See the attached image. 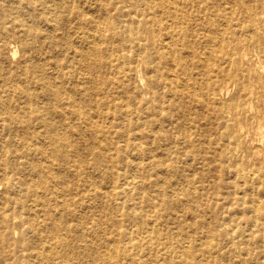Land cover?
<instances>
[{
    "label": "rangeland",
    "instance_id": "1",
    "mask_svg": "<svg viewBox=\"0 0 264 264\" xmlns=\"http://www.w3.org/2000/svg\"><path fill=\"white\" fill-rule=\"evenodd\" d=\"M40 1L45 3L54 2V0H31L29 2L31 6H35ZM64 1L65 7L60 8L61 10L56 11L55 6H53L55 13L60 15L61 19V22L54 26L52 22L44 20L48 11L46 13L42 9L33 11V16L26 9L23 15L20 16V18H25L28 23L36 24L34 30L40 31L46 36L41 42L38 41L33 48L34 50L31 51L32 54L37 56L36 61H33L38 67L37 70L41 72V67L47 79L53 78L54 65L59 64V68H63L71 65V59L76 60L80 57L74 58L72 54L68 53L70 46L73 45L78 51L88 48L91 50L92 47H96L98 48V58H96L97 62L101 63V71H92V74L90 72L87 74L84 69L79 68L77 72L82 81H85L83 86L86 90L74 96L78 100H82L85 94L88 95L87 97L102 98L107 102L122 103L129 110L128 113H121L113 107L103 105L94 106L92 110L85 104L82 106V109L88 110L90 116L92 114V120L100 123L103 128L97 131L95 136L87 134L83 137L82 135L77 136L76 133L68 134L72 141H76L80 151L79 154H75L78 157H74L73 163L81 165L85 171L71 172L72 176L66 183V186H69L71 190L69 193L65 192L67 194L65 198L68 207L74 211V214L67 218L65 226H71L74 230L79 231V234H83L84 240L78 241V243L83 244H90L100 239V242H103L107 238H115L119 234L117 237L124 241L123 245H120L121 249L111 245L110 250L119 249L122 252L125 250L131 257H134V253L138 251L129 252L130 249L127 250L128 238L143 240L144 235L150 230L153 233L157 231L160 234L159 236L162 237L158 247L164 246L162 243L166 238L179 235L178 239L203 250L208 247L211 248L210 242L214 239L218 246H215L212 241V248L218 251V254L226 253V256L220 260L222 264L231 262L240 264L244 258H250L253 249L261 248L264 245V239L261 238L260 240L263 241L257 240V242H254V237L257 238L258 234L264 236V230L257 233L251 227L254 218H257L256 221L259 223L264 222V185L261 184L264 176L262 173L248 171L251 168L259 167H250L247 163L243 164V167L240 165L235 167V162L243 154H254L259 149L262 150L261 139L264 140V138H262L260 132L258 134V131L254 129L256 124L247 125L243 123L246 125L245 130L250 135L245 137L246 134H239L240 121L237 119L235 122L236 117L229 111H232L235 103L240 100L246 102L249 110L244 119L245 122L251 118L255 111H251L250 103L256 97L254 94H250V91L254 88V92L264 93V59L259 57L257 59L254 54L252 60L246 63V70L250 72L249 77L246 71L243 75L241 72H238V74L236 71H230L226 64L220 60L225 53H228L227 43L223 42L220 37L224 32L225 34L228 33V31L222 30L227 27L225 22L222 18L213 16L217 20V25L211 24L209 26L207 24V33H203V30L201 33L199 28L206 25V19L202 18L193 24L190 23L191 19L187 17V10L194 11L195 9V3L190 4L191 0ZM163 5L165 10L168 11L167 15H163V22L172 24V20L168 15H173L176 11L187 15L183 31L179 32L178 28L173 40L170 39L166 30L156 26L157 23L155 24L158 30H156V35L153 37V42L157 48L163 40L173 43L170 55H162L160 51V53L152 52L147 41L146 44L140 41L137 44L129 37L132 34L131 26H135L142 18L149 15L150 19L154 15L160 18L161 14L159 13ZM154 12L157 13L152 14ZM90 16L96 21V24L108 26V29L111 27L109 25H112L123 35L112 36L109 33L110 31L107 30L103 39H96L89 45L82 43L79 39L83 32L95 34V28L84 24L82 21L83 17ZM131 22H134V24H131ZM198 22L201 25L198 26ZM61 23L63 25L66 23V25L62 26ZM186 30L189 32L187 33ZM140 36L142 37V35ZM145 39H147V35ZM109 46H112L114 50L109 49ZM4 47L6 48V55L13 59H11L13 64L23 61V51L18 43H11ZM15 50L17 52L13 58L12 51ZM210 52H213V55H210ZM123 55H127L128 58L125 59ZM118 57H120V60H117ZM175 57H178L182 62V70L177 69L173 61ZM129 58L130 60H128ZM148 63L152 66L151 68L147 66ZM7 64L8 62L4 63L5 66ZM114 64L116 67L113 66ZM130 66L135 67L136 70L129 71ZM12 67L14 75L9 76L7 74L5 76V79L8 80V86L14 85L15 80L23 76L26 80L33 81L30 84V90L41 95L38 84L35 83V77L31 72L22 74L20 68ZM172 73L179 74L180 79H186V87L179 86V88L171 90L168 86H165L162 77L164 78ZM239 77L243 78V85L246 86V90H243L244 87L239 88ZM258 77H262L263 84L256 81ZM89 78L95 84H90ZM153 81L161 85L156 89H152L150 83ZM65 92L69 93V91ZM5 94L1 93L0 95L5 96ZM7 94L9 95L8 99L11 101L9 108L12 113H22L20 107L30 104V102H24L23 96L13 90L7 92ZM263 100L264 97L260 98V103ZM34 102L42 108L44 105L54 104L51 97L42 99L39 96L36 101H32L33 104ZM151 106L154 107L153 115H155V118L148 117L150 115L147 113H142L143 111L147 112ZM2 110L3 107H0V111ZM107 111L111 113L109 118L105 116ZM101 112H103V116ZM34 118L32 114L27 112V120L31 121L32 130H38L39 134L41 131L42 136H49L50 132L45 128L37 127ZM52 119L58 120L56 116H52ZM19 120L21 121V119ZM19 120L5 121L0 118V125L2 123L6 124V131L12 139V142L6 144L4 148L9 151L7 154L10 155L14 153L13 150H18V144L25 138ZM72 121L77 126L81 125L79 121L73 119ZM148 123L151 125L152 133L160 132L161 146L166 143V140H162L164 133L166 135L167 132L168 134L170 132L173 139L178 140V145L174 150L175 153L162 154V149H157L156 144L151 142V139H147L142 135L141 126H148ZM69 125H72V123ZM178 127L181 129H177ZM262 132L264 133L263 130ZM4 136L5 134L2 137L0 135L1 146L4 145ZM98 137L100 138L98 139ZM229 140L233 143L230 144L229 148L237 149L232 150L234 153L232 158L221 154V148L226 147ZM28 142L35 147L44 143L40 141L37 144L33 139L28 140ZM240 142H242V146H240ZM135 144L143 146V151L138 155L136 154ZM244 150H247V152H243ZM144 153L145 155H143ZM97 155L102 164L111 166L112 171L119 173L117 182L94 166ZM255 157L253 158L256 165H258L261 158L257 155ZM46 158L53 161L54 166L51 172L54 175L62 174L64 168H61L62 166L59 164L61 160L50 153L47 154ZM176 158H181V164L188 162L184 170L177 169L178 171H173L158 164L159 162L168 164ZM25 161L29 163V172L27 175L25 174L26 178L29 175L34 176L35 170L31 162L37 163V161L31 159H25ZM132 161L153 162L154 164L152 166L148 164L147 169L137 170L128 167V163ZM27 163L24 162L21 166L27 165ZM254 175L256 176L254 183L243 184L242 177ZM82 181H87L95 188L90 202L82 201L83 191L79 187ZM1 182L2 178L0 177V194L4 191ZM56 183L50 181L47 189L40 188L43 198L40 203L43 204L45 210L49 211L56 207V201L48 193V191L55 188L61 189L60 185H55ZM62 188H64V185ZM114 189L123 192L122 199L115 202H106L105 204L106 198L104 196H108ZM162 192L178 197L180 203L178 202L176 206L173 205L172 210H165L169 208L168 204L171 202V197L166 194L160 195ZM1 202L0 198V208L2 207ZM30 203L37 204L35 199L34 202L31 201ZM30 203L29 205H31ZM129 213H135L138 217L137 220L130 219L127 216ZM56 217L59 218L57 214L50 215L49 212H45L40 216L31 215L33 221L42 219L47 221L48 219L49 224L54 222ZM141 221H145L146 224L143 223L142 225ZM154 221L155 224H153ZM222 223L227 225L226 229H222V225H224ZM93 226L100 230L94 232ZM180 230L185 235L179 234ZM83 231L85 233H82ZM213 235L214 237H212ZM18 236L14 235V238ZM101 250H104V248ZM140 250L144 252L146 258H150L148 260L149 264H167L168 262L155 260L154 258V260H151L152 250L146 247H142ZM198 254H200L199 251ZM76 255L77 257H75L74 252L68 253V256L75 257L77 262L92 264L88 254L87 256ZM118 260L120 264H129L125 258ZM175 263L180 264L179 259L176 258Z\"/></svg>",
    "mask_w": 264,
    "mask_h": 264
},
{
    "label": "bare ground",
    "instance_id": "2",
    "mask_svg": "<svg viewBox=\"0 0 264 264\" xmlns=\"http://www.w3.org/2000/svg\"><path fill=\"white\" fill-rule=\"evenodd\" d=\"M29 1L31 0H0V94L6 93L5 96L0 95V107H3V110L0 111V118L1 120L5 121L12 119H21L22 122L19 120V122L21 123L20 126L23 128V131L25 133V138H23V140L20 141V144H18V150H13L14 153H11L10 155L7 154V152L9 151L4 148L6 147V144L8 145L12 142V139L9 133L6 131V124L2 123V125H0L1 137L5 134L3 140L4 145H0V177L2 178L1 184H3L4 187V191L0 194V198L2 201V207L0 208V264H88L86 262H77L75 260V257H77L76 254H81L84 256H87L88 254L92 261V264H120V261L118 260L120 258H125L126 262H129V264H149L148 260L150 258H146V256L143 254L144 252L140 250L142 247H146L147 249L152 250V254L150 255V257L152 258L151 260L158 259L159 261L161 260L163 262L168 261L167 264H176V258L179 259L180 264H222L220 260L226 256V253H223L222 255L221 253L218 254V251L212 248V241L215 243V246H218L214 239L210 242L211 248L208 247L203 250L197 249L190 244H186V242L182 239H178L179 235L173 238H166L162 243L164 246L158 247V245L161 243L160 241H162V237L159 236L160 234L157 231L153 233L149 230L144 235L143 240H135L131 237L128 238L127 250L130 249L129 252L133 250L138 251L134 253V257H131L129 253L125 252V250L123 252L119 250L121 249L120 245H123L124 243L123 240L117 237L119 234H117L115 238L109 237L103 242H100V239L90 244H83L78 243V241L82 239L84 240V235L81 233L79 234V231L74 230L71 226H65V221L67 220V218L70 215L74 214V211L68 207L67 199L65 198V196L67 195L66 193H69L71 190L69 186H66V183L72 176L71 172L74 171L79 173L84 170L81 165L73 163L74 157H78L76 155L79 154L80 151L78 149L76 141H72L68 134L76 133L77 136L82 135L83 137L87 134L95 136V133L103 128L100 123L92 120V114L90 116L88 110L85 108L82 109V106L85 104V106L90 107V109L92 110L94 106L99 107L103 105L110 108L113 107L121 113H128L129 110L126 109L125 105L122 103L119 104L118 102L113 101L107 102L104 99L102 100V98L95 99V97H87L88 95L85 94L82 100H78L76 96H74L75 94L83 93L86 90V88L84 89L83 86L85 81H82L81 76H79L77 72L79 68L84 69L87 74L88 72L92 74V71H101V63L97 62L98 48L96 47H92L91 50H89L88 48L86 50L83 49L81 51H78L73 45L70 47L68 46L70 49L68 51L69 54H72L74 58H76L77 56L80 57L76 58V60L71 59V65H67L63 68H59V64L54 65L52 73L53 78L47 79L46 76H44V72H42L41 67V72L37 70L38 67L36 66V63L33 62L36 61L37 56L32 54L31 51L34 50L33 48L36 46L35 44H37L38 41L41 42L43 38H46V36H44L42 32L34 30L36 24H30L25 20V18H20V16L23 15L26 9H28L26 11H29L31 16H33V11L42 9L46 13L48 11V16L46 15L44 20L52 22V25L54 26L61 22L60 15L55 13L54 9L58 11V9L62 8L65 5V1L54 0L53 3H45L40 1L39 4H36L35 6H31ZM100 1L102 2L103 0ZM190 2V4L195 3V9L194 11H191L190 9L187 10L188 16L186 15V13L184 14L180 11H176L173 15H168L172 20V24L162 21V19L164 18L163 15L168 14V11L165 10V7L163 5V8L160 7V18H158L157 15H154L150 19L149 15L142 18V20H139L137 24L135 23V26H131L132 34L129 35L130 39H132L133 42L137 44L139 43V41L146 44L147 41L152 52L158 53L160 51L162 55H170V50L172 49L173 43H168L166 42V40H163L161 41V45L157 48L153 42V37H155L156 30H158L156 26L166 30L170 36V39L173 40L174 36L177 34L178 28L179 32L183 31V25L186 23V16L191 19V24L199 21L202 18L206 19V25L199 28V31L201 33L202 30L203 33H207V24L209 26L211 24L217 25V20L214 19L213 16H218L222 18L223 22H225V25L227 26L222 30L228 31L227 34H225L224 32L220 36L222 41L227 43L226 47H228V53H225L220 60H222L226 64V67H228L230 71H236L237 73L241 72V74L243 75L244 71L248 72L246 70V63L252 60V56H254V54L256 55L257 59L258 57L264 59V0H191ZM53 6H55L56 8L54 7L53 9ZM30 7L31 9H29ZM156 13L157 12H154L152 14ZM82 21L84 24L93 26L95 28V34H86V32H83V35L79 40H81V42L84 44L89 45L96 39H103L107 30L110 31L109 33L112 36L123 35L122 32L118 31L116 27L112 25H109L111 27H109L108 29V26L106 27L101 26L100 24H96V21L91 18V16L83 17ZM131 24H134V22H131ZM64 25H66V23ZM64 25L62 24V26ZM197 25L199 26L201 25V23L198 22ZM58 27L59 29L61 28L59 25ZM68 27L70 28V26ZM188 32L189 31H187V33ZM140 35H142V37ZM146 35L147 39H145ZM11 43H18L21 46L23 51V61L21 63L13 64L11 62L12 58L6 55V48L4 46ZM109 49L114 50L112 46H109ZM12 52V57L14 58L17 50ZM209 54L213 55V52H210ZM123 56L125 59L128 58L127 55ZM117 60H120V57H118ZM128 60H130V58ZM173 61L175 62L177 69L182 70L183 65L178 57H175ZM5 62H8L7 66L4 65ZM12 66L20 68L22 74H24L25 72H31L35 77V83L38 84L41 95L30 90V84L33 81L26 80L23 76L18 80H15L14 85L8 86V80L5 79V76L7 74H9V76L14 75ZM113 66L116 67L115 64ZM147 66L150 68L152 67L149 63L147 64ZM128 70H136V68L130 66ZM178 75L179 74L172 73L168 74V76H165L164 78L162 77V79L165 81L164 85L168 86L171 90H175L179 88V86L186 87V79H180ZM249 75L250 72L247 73L248 77ZM88 80L91 81L90 84H95L94 81H92L90 78ZM238 80L239 88L242 89L244 87L243 90H246V86L243 85V78L239 77ZM256 81L263 84L262 77H258ZM150 84L152 89H156L161 85L160 83L158 84V82L154 81ZM11 90L21 94V96H23L22 98L25 99L24 102H30V104H28L27 106L20 107V111L22 112L19 113L20 116L19 114L12 113L10 111L9 107L11 101L8 99L9 95L7 94V92H11ZM64 90L69 91V93H66ZM144 94L146 95V93ZM250 94H254L256 99L251 100V111L254 110L255 112H253L249 120H247L246 122L244 120L246 118V114L249 113L246 102H242L240 100L237 101L235 103V107H233L232 111L229 112L233 113V115L236 117L235 122L237 121V119L240 121L238 127V130L240 129L239 134L244 133L246 134L245 137H248L250 134H248V131L245 130V124H256L254 129L258 131V134L260 132V135L262 136V138H264V133L262 132V130L264 131V100L260 103V98L264 97V93L259 94V92H254V88H252ZM39 96H41L42 99L51 97L54 100V104L49 106L44 105L43 108L38 106L36 102H34L33 104L32 101H36ZM153 108L154 107L151 106L147 110V112L143 111L142 113H147L150 115H147L148 117L155 118V115H153ZM27 112L35 117L34 121L37 127L43 129L45 128L48 132H50L49 136H42L41 131L39 134L38 130H32L30 123L31 121L27 120ZM101 114L103 116V112H101ZM110 115L111 113L109 111L105 113V116L107 118H109ZM52 116H56L58 120L52 119ZM72 119L74 121H79L81 125L83 124V126H77L75 122L72 121ZM70 123H72V125H69ZM141 127L142 135L147 139H151V142L156 144L157 149H162V154L175 153L174 150L178 145V140H174L172 135H170V132L169 134L167 132L166 135L164 133V138L162 140H166V143L164 146H161L162 144L160 145V132L152 133L153 131L149 123L148 126L145 125ZM177 129L181 128L178 127ZM99 138L100 137H98V139ZM30 139H33V141L37 142V144H39L40 141L44 143L36 145L35 147L29 144L28 140ZM261 141L262 150L259 149V151L255 152L254 154H243L242 157L235 162V167H238L239 165L243 167V164L247 163L250 167H259L251 168L248 171H254L253 173H262L264 176V140L261 139ZM241 143L242 142H240V146H242ZM230 144L233 143L229 140L226 147L221 148V154H225L227 157L229 156L230 158H232L234 156L232 150L235 148H229ZM135 146V150L137 152L136 154L138 155L143 151V146L140 144H135ZM243 152H247V150H244ZM48 153L61 160L59 164L60 166H62L61 168H64V170H62V174L54 175L51 172L54 165L52 160L46 158ZM143 155H145V153ZM256 155L261 158L259 159L258 165H256L254 159L256 158ZM25 159L37 161V163L31 162L35 170L34 176L29 175L28 178H26L25 174L27 175V173L29 172V163H27ZM24 162L27 163V165L24 164L23 166H21V164ZM181 163V158H176L168 164L166 162H159L158 164L163 165L166 168H170L173 171H178L177 169L184 170L188 162H185L183 164ZM148 164L152 166L154 163L132 161L128 163V167H132L137 170L147 169ZM94 166L98 169H101L102 172H104L109 178L112 177L114 181H118L119 173L117 171H112L111 166L102 164V162H100L99 156L94 162ZM17 175L19 176L17 177ZM255 177V175L251 177H242L244 182L243 184L248 185V183L250 182L254 183ZM259 180H261V178H259ZM50 181L57 182L55 185H60L61 189L55 188L54 190L48 191V193H50L54 201H56L57 203L54 209L48 211L45 210L43 204L40 203L43 201L40 188L43 190L47 189V185ZM261 182V184L264 185V179L261 180ZM63 185L64 188H62ZM79 187L83 191L82 201L90 202L93 198L95 188H93L87 181H82ZM248 188L250 187L248 186ZM161 194L163 195L166 193L162 192L160 193V195ZM122 195L123 192L115 189L112 190L111 193L108 194V196H104L106 198L105 204L106 202H115L121 200ZM166 195L171 197V202L168 204L169 208H166L165 210H172L173 205L176 206L178 202L180 203V201H178L179 198L174 195ZM34 199L37 204L33 205L30 202H34ZM29 203L31 205H29ZM45 212H49L50 215L57 214L59 218L56 217L54 222H51L50 224L48 222V219L47 221L46 219L35 221L32 220L31 215L40 216ZM127 216L130 219L135 220H137L136 218H138L135 213H129L127 214ZM256 220L257 218L253 219L251 227H253V229L256 230L257 233H259L260 230H264V222L259 223ZM117 223L119 224V221ZM143 223L146 224L145 221H141L142 225ZM155 223L156 222L154 221L153 224ZM226 226V224L222 225V229H226ZM99 230L100 229L97 227L93 228L94 232H98ZM82 233L85 232L83 231ZM178 233L181 235H185L182 230H180ZM14 235L19 236L17 238H14ZM214 235H216V233H214ZM214 235L212 237H214ZM260 238L264 239V236H260V234H258L257 238L254 237V242H257V240L263 241L260 240ZM111 245L117 246L119 249L112 251L110 250ZM102 248H104L105 252L104 250H101ZM198 251L200 252V254H198ZM69 252H74L75 257L68 256ZM228 264L235 263L231 262ZM240 264H264V245L261 248L253 249L251 251L250 258H244V260L241 261Z\"/></svg>",
    "mask_w": 264,
    "mask_h": 264
}]
</instances>
